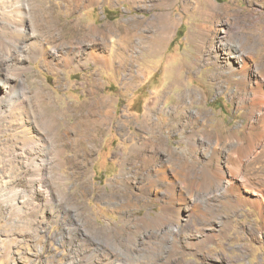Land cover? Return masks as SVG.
<instances>
[{
	"label": "bare ground",
	"instance_id": "bare-ground-1",
	"mask_svg": "<svg viewBox=\"0 0 264 264\" xmlns=\"http://www.w3.org/2000/svg\"><path fill=\"white\" fill-rule=\"evenodd\" d=\"M64 1L69 15H72L98 0ZM222 14L232 18L226 22V35L213 44L208 41L212 33H215L212 25L204 22L195 26L202 37L195 39L190 36L189 40L198 48V54L175 70H167L173 84L178 85L181 91L175 94L173 104L167 109H164L165 101L159 103V100H153L146 106L148 112L133 134L138 142L132 147L129 157H120L121 164L130 163V167L135 170L132 176L134 180L139 173L152 179L151 185L144 186V191L154 194L162 202V211L156 216L148 214L139 218L128 217L123 227L114 228L113 232L100 237L96 231L85 234L81 243L82 253H77L78 257L74 260L79 259L72 264H178L185 254H199V251L204 259L214 258L231 264L232 258L229 259V256L222 259L220 256L208 255L207 244L212 240V227L215 226L214 218L207 216L209 212L200 218L209 228L183 233L187 225L197 224V215L202 213V208L201 213H192V209L197 207L196 201H199L198 205L202 204L210 209L215 207L212 202H217L221 207L225 204L223 200L230 198L234 203L256 208L263 224L259 229L250 227V238L264 242V187L259 170H256L264 156V146L263 149L260 148L264 145V47L259 33L247 31L250 26L257 31L264 22V14L250 9L243 12L232 4L222 5L199 0L198 15L207 23ZM122 21L124 24L121 25ZM122 21L106 22L99 26H80L75 18L63 22L57 28L60 19L46 1L0 0V145H4L0 148V196L5 198L2 188L9 185L13 194L12 199H8L10 213L17 218L20 228L26 230L33 217L38 224H42L46 204L56 205L57 211L64 210L65 196L58 189L56 196H52L47 186L48 183H60L66 178L64 174L55 173L54 170L58 171L66 165L64 155L67 151L74 152L72 154L76 156L81 153L90 155L93 145H88L96 142L97 129L108 126L114 108L110 97L99 94L100 82L97 76L102 68L115 74L128 70L129 73H123L121 80L122 91L127 90L135 78L132 73L138 75L137 72L140 71L136 69L132 72L130 67L145 54L160 53L164 34L172 26L171 15L163 12L157 20L152 21V26H158L155 33L147 37L141 30L147 27L145 19L129 18ZM76 29L80 33L68 38L67 35ZM207 46L211 49V57L204 61L203 52ZM37 58H41L44 66L51 70L92 64L90 79L84 76L88 100L74 107L75 120L72 124L66 123L64 126L56 113L52 112L55 97L35 78L31 67L26 63L27 60ZM199 63H206L212 69L205 74L204 81L199 80L201 87L195 90L189 86L188 74L196 67L200 68ZM184 67L187 71L185 78L182 76ZM236 76L238 79H234ZM230 83L234 86L230 99L237 101L239 109L248 110L246 143L237 132L230 135H224L223 130L215 132L217 126L214 125L212 112L201 107L202 101L207 97L206 84L218 85V89L224 92L227 87L222 84ZM173 89L172 85L161 99H167L173 94ZM195 105L199 106L194 108ZM165 110L168 111L165 112L168 127L182 131L187 126L189 130L185 132V139L188 148L191 151L201 148V151H205L204 159L196 157L189 163L178 155L172 156V147L164 141L162 132L166 125L160 126L154 120L155 115ZM193 126L199 127L201 131L195 130ZM256 128H260V131L252 137L250 131ZM164 154L167 155L165 159ZM212 160L216 161V173L212 174L204 196H183L182 189L178 186L179 176H186L187 179L201 177L206 168L197 167L195 163L209 164ZM192 167L197 172H193ZM28 169H32L29 175L26 174V180L30 184L28 190L14 189L17 180ZM119 178L124 185L128 184V178L124 174ZM158 184L165 185L166 190L163 192L166 196L159 194ZM138 188L142 189V186ZM37 192H41L44 205L32 202V196ZM110 193L104 197L114 209L124 211L130 206L132 198L130 202L125 198L124 201ZM129 194L136 195L133 191ZM145 205L148 206L147 201ZM78 208L76 207L77 210ZM56 216L61 217V214ZM77 222L84 226L88 221L79 217ZM62 238L60 235L59 239ZM9 243L6 253L8 256L12 242ZM240 250L243 255L250 252L248 246H240Z\"/></svg>",
	"mask_w": 264,
	"mask_h": 264
},
{
	"label": "rangeland",
	"instance_id": "rangeland-1",
	"mask_svg": "<svg viewBox=\"0 0 264 264\" xmlns=\"http://www.w3.org/2000/svg\"><path fill=\"white\" fill-rule=\"evenodd\" d=\"M43 1L47 2L57 18L60 19L57 28L68 20L75 18L80 26H99L106 22L116 23L129 18H143L147 22V27L141 30L144 31V35L150 37L158 28L157 25L152 26V21L157 20L163 12L171 15L170 22L172 26L164 34L160 53L154 54L150 52L145 54V56L136 59V62L130 67L132 72L136 71V69L140 71L137 72L138 75L135 74L136 76L132 73L135 78L127 90L122 91L121 80L123 73H129L128 70L115 74L102 68V71L98 74L97 78L100 82L99 94L108 96L113 100L114 114L109 118L108 126H102L97 129L98 138L96 142L88 145H93V151L90 155L85 156L84 153H81V155L76 156L72 154L74 152L67 151L64 155L66 165L58 169V171L54 170L55 173L61 172L66 178L60 183H48L47 186L52 196H56L57 189L65 196L64 210L58 207L59 210L57 211L56 205L46 204L45 219L42 224H38L33 217L34 220L32 218L31 224L26 230L20 228L17 218L10 213L8 204V202L10 203L8 199L13 197L12 190L9 185H4L2 190L6 196L5 198L0 196V264H72L73 261L79 259L74 260L83 248L81 243L85 234H92L96 231L100 237V235L111 233L114 228L123 227L125 225L124 221L128 217L139 218L148 214L156 216L157 213L162 211V202L157 200L154 194H147L144 191V186L151 185L152 179L139 173L134 180L132 176L135 170L130 167V163L121 164L120 157H129L132 147L138 142L133 134L136 127L141 126V121L148 112L146 106L151 104L153 100H159V103L165 101L164 109H167L173 104L175 94L181 91L178 85L173 84L171 75L167 70L171 68L175 70L179 65L190 62L198 54V48L189 40L190 36L195 39L202 37V34L197 32L195 26L204 22L207 25H212L215 33H212L208 41L215 44L219 38L226 35V22L232 19L230 16L222 14L207 23L206 20L198 15L199 0H143L142 2L139 0H98L72 15H69L64 0ZM202 1L222 5L232 4L243 12L250 9L264 14V0ZM122 24H124L123 21L121 22ZM247 31L259 33L261 36L260 42L264 47V22L259 25L257 31L251 26L247 28ZM78 33H80L78 29L73 30L67 37L73 38ZM210 50L207 46L203 52V60L211 57ZM26 63L31 67V72L35 78L40 80L44 88L50 90L52 96L55 97L53 98L52 112L56 113L64 126L66 123L72 124L75 120L74 107L88 100V87L84 76H87L88 80L90 79L93 69L92 64L86 63L78 67L69 66L63 69L51 70L44 66L41 58L31 61L27 60ZM199 64L200 68L196 67L193 72L188 74L189 86L195 90H197V87H201L199 80L204 81L205 74L212 69V66L206 63ZM185 68H183L184 70L182 69L183 78L187 76ZM234 79H238V76L234 77ZM36 84L39 85V83ZM172 85L174 86L173 94L167 99H161L163 93L168 91ZM217 86L206 84L207 97L202 101L201 107L212 112L215 119L214 125L217 126L214 129L215 132L223 130L224 135L237 132L243 138V142L245 141L244 143H246L247 136H245V132L247 129L245 125L248 123V110L239 109L237 101L230 99L231 93L234 92L233 83L222 84L223 87H227L224 92H221ZM198 106L195 105L194 108ZM165 112L168 111L165 110L161 114L155 115L154 120L160 126L166 125L162 132L164 141L172 147V156L178 155L187 159L186 161L189 163H192L196 157H203L202 159H204L205 156L203 154H205V151L202 150V152L201 148H195L192 151L188 148L187 140L185 139V132L189 130L188 127L186 126L182 131L171 129L168 127L169 121ZM193 128L201 131L199 127L193 126ZM109 129H111V132ZM259 129L256 128L254 131H250L251 136L254 137L260 131ZM2 146L4 145H0V148ZM263 146L262 144L260 148ZM165 158H167L166 154L163 156V159ZM215 162V160H212L209 164L204 162L195 163L197 167L203 166L206 168L205 174L201 177L197 176L187 179L186 176H179L177 180L180 185L178 184V186L182 189L183 196L190 198L204 196L203 194L212 179V174L216 173ZM193 167L192 171L197 172ZM178 169L181 172L182 169L180 167ZM31 170L28 169L26 171L28 173L25 172L21 175L23 179L20 177L17 180L14 189L28 190L30 184L26 180V174L29 175ZM256 170H259L258 174L264 187V156L261 158ZM123 174L128 178L127 185H124L119 178ZM158 185L159 194L166 196L167 194L163 192V190H166L165 185ZM139 186H142V189H139ZM131 191L136 195H130L129 192ZM109 193L122 199L125 198L129 202L132 198L134 203L131 200L130 206L124 210L125 212L116 210L104 197ZM41 196V192L33 194L32 202L43 204L44 200ZM145 201L148 202V206L145 205ZM223 201L225 207L223 205L220 207L219 204H216L217 202H212L215 207L210 209L208 206L207 208L202 204L198 205L199 201H196L197 207L192 209V213H201V208L202 213L197 215L199 218L197 224L187 225L183 233L189 234L196 229L207 228L208 226H205L203 219L200 218L201 215H207L209 212L207 216L211 215L212 219L214 218L215 226L212 227L211 232L212 234L214 233L211 240L212 244L211 242L207 244V247H209L207 249H209L210 253L208 255L211 257L220 256L219 258L222 259L230 257L229 259L232 258L231 264H264V242L250 238V232L252 231L250 227L259 229L263 224L260 213L256 208L250 205L244 206L240 203H234L230 198H226ZM76 207H79L78 210ZM210 212L212 213L210 214ZM58 213L61 214V217L56 216ZM79 217L83 221H88L86 225L83 226L77 222ZM217 233H221V235ZM60 235L63 236L62 239H59ZM9 241L12 244L10 255L8 256L6 253H8ZM240 246H248V251L250 252L243 255ZM19 253L20 255H18ZM198 253L185 254L183 260L178 264L223 263L221 260L218 261V259L214 258L212 260L204 259L202 257L203 254L200 251Z\"/></svg>",
	"mask_w": 264,
	"mask_h": 264
}]
</instances>
